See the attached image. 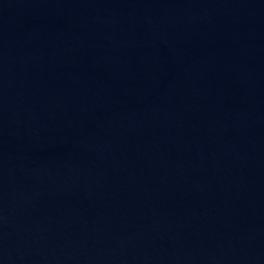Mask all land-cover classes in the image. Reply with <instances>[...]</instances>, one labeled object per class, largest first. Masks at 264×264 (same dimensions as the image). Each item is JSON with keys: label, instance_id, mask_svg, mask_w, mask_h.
Wrapping results in <instances>:
<instances>
[{"label": "water", "instance_id": "1", "mask_svg": "<svg viewBox=\"0 0 264 264\" xmlns=\"http://www.w3.org/2000/svg\"><path fill=\"white\" fill-rule=\"evenodd\" d=\"M0 264H264V0H0Z\"/></svg>", "mask_w": 264, "mask_h": 264}]
</instances>
